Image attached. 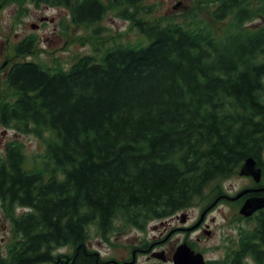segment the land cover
Here are the masks:
<instances>
[{
    "label": "trees",
    "instance_id": "16d2710c",
    "mask_svg": "<svg viewBox=\"0 0 264 264\" xmlns=\"http://www.w3.org/2000/svg\"><path fill=\"white\" fill-rule=\"evenodd\" d=\"M145 1L0 0V11L62 5L84 27L118 12L147 40L68 70L33 62L8 70L0 130L36 135L43 154L33 169L15 144L0 156L1 208L17 241L4 264H105L87 247L91 226L105 241L117 220L144 229L246 159L264 167V0H212L197 30L144 20ZM244 238L240 255L218 264H247L246 254L264 264V217ZM62 247L73 250L64 261L53 255Z\"/></svg>",
    "mask_w": 264,
    "mask_h": 264
},
{
    "label": "rangeland",
    "instance_id": "374dc122",
    "mask_svg": "<svg viewBox=\"0 0 264 264\" xmlns=\"http://www.w3.org/2000/svg\"><path fill=\"white\" fill-rule=\"evenodd\" d=\"M99 1L108 5L111 0ZM21 5L20 7L16 3H11L0 11V41L1 35L10 31L11 37L15 34L19 36L31 34L34 38L39 36L41 39L40 42L34 40V49L30 54L13 60L18 63L33 62L51 70H68L84 56H94L96 60H100L107 50L118 46L140 47L147 43L146 38L131 25L130 21L120 17L118 12L109 11L97 24L92 27H84L75 25L71 20L69 9L62 5L50 6L46 3L37 4L35 2ZM20 8L24 9L23 13H20ZM141 8L142 13L148 11L147 15L143 14V18L149 22H158L162 25L173 23L197 30L207 23L208 13L214 9V3L212 0H146L141 4ZM40 17H46V23L40 24L38 21ZM32 23L40 25V29L31 30ZM4 89L5 85L2 80L0 82V101L4 95ZM0 140L2 142L25 143L23 151L26 157V166L31 169L38 167L43 147L36 135L23 134L13 129H1ZM236 175L215 180L205 188L201 197L196 198L188 207L189 209L187 208L190 217L188 225L197 218L202 208L208 204L220 188H230L234 191L245 185L244 181L238 179ZM233 211L235 214H232ZM20 212V209H17V213ZM260 217L256 216L250 222H240L236 206L230 209L229 206L219 205L208 214L207 223L210 225L213 236L206 239L199 234V242H196L195 234H188L180 230L182 224L176 220L172 221L170 217L161 221H151L141 230L124 227L117 220L114 222V230L110 233L108 241L103 240L96 228L91 226L88 230L87 247L89 251L97 253L103 262L107 260L122 262L131 260L133 250L145 251L155 244L157 251L174 252L177 246L187 241L193 243L196 250L203 255L205 264H218L224 260L228 252L234 249L233 242L238 237V228L249 229ZM167 234H171L168 241L156 244L162 241ZM0 236L5 238V242L0 245L1 252L4 253L7 250L9 238L7 229L4 233L1 231ZM72 252V248L62 247L55 249L53 255L61 257L64 261ZM147 256V253H137L135 264L159 263L148 260ZM170 256L172 257V255ZM163 264H172V261L169 260Z\"/></svg>",
    "mask_w": 264,
    "mask_h": 264
},
{
    "label": "flooded vegetation",
    "instance_id": "af4514ba",
    "mask_svg": "<svg viewBox=\"0 0 264 264\" xmlns=\"http://www.w3.org/2000/svg\"><path fill=\"white\" fill-rule=\"evenodd\" d=\"M38 21L40 24L46 23L47 18L46 17H40V18H38ZM30 28H31V30L37 31L40 29V25L32 23L30 25ZM10 33H11V31L7 32L4 35L3 34L1 35L2 39L0 41V82L2 80H3V82L5 81L7 72L10 69V67L12 65H14L15 63H18L17 61H13V60H15V58L18 59L21 57V54H19L16 51V48L28 45V46H30V50L28 51V54H30L33 51L34 40H36L37 42H40V39H41V37H39V36L34 38L31 34H28V35L23 34L21 36H19L18 34H15L13 37H11ZM44 37H46V36H44ZM11 142L12 141L2 142V140H0V156L5 155L8 144H15V146L20 149L19 151L21 153H24L23 147L26 146L25 143H21L19 141H17V143H11ZM262 158L264 160V153H262ZM255 167L260 169V181L258 183L255 182L251 176H241L239 174V171H240V168H239L237 171V175L236 174L235 175L238 176V179L243 180L245 185L241 186L239 189L234 190V191H232V189H230V188L229 189L220 188L214 194L213 198L208 202V204L202 208V210L199 212L197 218L194 219L193 221H191L190 225H188L189 219H190L189 210H188L189 208L185 209V211L182 210L180 212L175 213L170 218L172 219V221L176 220L182 224V228L180 230H182L188 234H195L196 242L200 241V237L198 236L199 234L204 236V238H206V239H210L213 236V232L210 229V225L207 223L208 214L210 211L216 209L219 205H226V206H229L230 209H232L233 206H236L237 207V213H238L240 207L242 206V204L247 199H249L251 197H264V167H263V165L261 167H258L256 162H255ZM235 175L232 177H235ZM259 189H262V190L246 193V194L242 195L240 198L233 200V198L236 197L237 194H239L242 191L259 190ZM178 213H180V215H178ZM232 214H235V211H233ZM256 216H263L264 217V209L257 211L256 213H254L252 215V217H249V218H243L239 215L238 221L250 222ZM256 223L254 224L253 227H251L249 229L242 230L240 227L238 228V234H237L238 237L233 242L234 243V249H232L230 252L235 250V252L237 251V254L240 255V252H242V250H243L242 247H244V239H245L244 237H246L247 235L249 236V233L255 229ZM186 225H187V227H186ZM6 229H7L8 235H9L8 245H7V250H5L4 253H2L1 249H0V264H4L5 261L8 260L9 248H10L12 242H13V245H16V243H17L16 240L15 241L13 240L15 235H13L11 232L12 228H11L10 222L5 217V215L2 211V208H1V202H0V232L2 231L4 233V232H6ZM243 231L246 233L245 234L246 236L242 235ZM170 236H171V234H167L166 237L162 241H159L156 244H161V243L163 244L164 242L168 241ZM4 242H5V238L0 236V245H2V243H4ZM253 243H256V241H253ZM182 244H186L194 253H199L196 250V247L193 243L184 241ZM176 248H175V250H176ZM175 250H174V252H175ZM15 251H16V249H15ZM12 252H13V250H12ZM12 252H11V254H12ZM133 252H134L135 256L137 255V253H140V252L141 253H147L148 254V256H147L148 260L159 262V263H155V264H163V263L168 262L172 258L170 255L173 256V254H174L173 251L167 252L166 250H159V251L155 250V244L151 245L145 251H141L140 249L139 250H133L131 252V255ZM228 253L226 254V256L228 255ZM226 256H225V258H226ZM159 257L164 258V261L158 260ZM244 260L246 261L247 264H253L252 263L253 258L251 256H249L248 254H246L244 256ZM112 261H114V260H107V261H105V264H115ZM115 262H116V264H122V263H125L128 261H122V262L115 261Z\"/></svg>",
    "mask_w": 264,
    "mask_h": 264
},
{
    "label": "water",
    "instance_id": "95a60500",
    "mask_svg": "<svg viewBox=\"0 0 264 264\" xmlns=\"http://www.w3.org/2000/svg\"><path fill=\"white\" fill-rule=\"evenodd\" d=\"M239 174L241 176H251L255 182L260 181V169L255 167V161L252 158L245 160L240 168ZM259 190H245L237 194L233 200L240 198L242 195ZM264 209V197H251L247 199L239 209L238 214L244 218L251 217L255 212ZM158 260L164 261V258L159 257ZM116 264V262L114 261ZM135 256L132 254V259L123 264H134ZM173 264H205L203 255L194 253L186 244L178 246L172 256Z\"/></svg>",
    "mask_w": 264,
    "mask_h": 264
}]
</instances>
